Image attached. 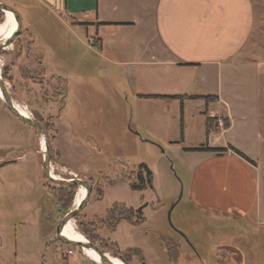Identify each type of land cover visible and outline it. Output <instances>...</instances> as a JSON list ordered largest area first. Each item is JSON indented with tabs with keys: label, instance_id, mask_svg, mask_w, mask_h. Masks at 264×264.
Listing matches in <instances>:
<instances>
[{
	"label": "rangeland",
	"instance_id": "obj_1",
	"mask_svg": "<svg viewBox=\"0 0 264 264\" xmlns=\"http://www.w3.org/2000/svg\"><path fill=\"white\" fill-rule=\"evenodd\" d=\"M251 1V37L233 60V70L223 72L222 78L226 90L232 82L241 85L240 99L246 103L237 111L258 112L262 125L257 127L264 137V0ZM28 14L26 21L19 12L20 30L11 45L0 50V76L14 106H24L29 117L47 130L51 173L91 184L88 203L69 222L77 234L84 237L79 223L96 221L94 245L112 256L114 244L120 252L139 250L145 264H264V232L257 222L188 199L197 159L189 149L199 145V109L186 108L187 142L180 143L178 101L158 103L156 108L138 105L126 72L102 59L85 34L77 39L55 20L35 11ZM208 85L212 87L211 82ZM214 118L213 125H224V118ZM41 138L0 100V167L5 165L6 170L0 178V264H95L86 248L57 240L56 226L74 209L80 188L71 190L68 208L58 212L45 195L47 186L54 185L41 174ZM6 150H14L13 155L5 156ZM16 158L22 160L17 169L10 164ZM37 160L40 168L34 172ZM140 165L151 172V186L133 191L126 178L135 182ZM25 184L32 185L29 191ZM42 196L47 201L43 217L52 216L54 222L49 229L40 216L38 238L35 201ZM115 203L133 210L142 207L143 222L132 226L122 221L110 232L99 220ZM171 245L177 248L175 260L167 252ZM68 251L71 255L64 257ZM131 260L130 264H140L138 258Z\"/></svg>",
	"mask_w": 264,
	"mask_h": 264
},
{
	"label": "crops",
	"instance_id": "obj_2",
	"mask_svg": "<svg viewBox=\"0 0 264 264\" xmlns=\"http://www.w3.org/2000/svg\"><path fill=\"white\" fill-rule=\"evenodd\" d=\"M0 4L18 14L22 12L26 21L28 13L35 11L67 27L77 39L85 34L102 59L126 72L134 90L132 97L138 105L156 108L158 103H180L178 99L145 96L215 97L210 103L201 99L182 101L180 143L187 142L186 108L195 105L200 110L199 145L189 150H226L219 155L195 152L197 159L189 181L188 199L218 212L231 210L237 218L254 220L264 232V154L261 153L264 137L257 127L262 125V120L258 122V112L237 111L240 103H246L240 99L241 85L235 81L226 90L222 78L223 72L233 70V60L251 37L254 24L251 0H0ZM166 110L169 111L168 107ZM204 112L214 119L213 123L215 116L224 118L227 126L212 123L206 136ZM12 151L6 150L5 156ZM14 161L10 164L17 169L22 160ZM34 164L36 172L40 168L38 160ZM4 166L0 167V178L6 172ZM31 186L25 184V189L29 191ZM44 202L47 201H43V196L35 201L37 227L34 229L38 238L41 229L38 220L43 217ZM43 219L50 229L54 221Z\"/></svg>",
	"mask_w": 264,
	"mask_h": 264
},
{
	"label": "trees",
	"instance_id": "obj_3",
	"mask_svg": "<svg viewBox=\"0 0 264 264\" xmlns=\"http://www.w3.org/2000/svg\"><path fill=\"white\" fill-rule=\"evenodd\" d=\"M0 18H2V19L4 18L3 14L1 12H0ZM184 65H187V64H184ZM3 78L4 77H2V80H3ZM145 97H147V98L178 99L180 101V116L181 117H182V101L183 100H185V99H188V100L201 99L205 103H207V102L214 101L216 99L215 97H196V96H145ZM203 115L205 116V128H206L205 135L208 136V134L210 133V130L212 128V123H213L214 119L209 118L206 115V112H204ZM181 117H180V123H181V131H182V118ZM223 123H224V127H226L227 121L225 120ZM216 127L217 126H215V128ZM230 149L237 156H239L241 159H243L247 163L253 165V163L249 159H247L244 155H242L241 153H239L238 151H236L232 148H230ZM190 151H192V152L207 151V152H212V153L219 155V154L225 152L226 150L225 149H207V148H205V149H195V150H190ZM126 180L129 184V187L131 190L143 191L147 187L151 186L152 174L144 165H140L137 168V175L135 178V182L132 181L131 178H126ZM52 185H54V187L53 186H51V187L47 186V189H46L47 190L46 191L47 196L50 198V200L53 201V206L55 208H57L58 212L60 211V209L66 210L68 208V206H67L68 202L66 201V199L69 198L71 190L76 189V187H66V186H60V185H55V184H52ZM53 191H55V193H53ZM76 191H77V189H76ZM69 200H71V197L69 198ZM76 217H77V215L75 216V218ZM143 219L144 218L142 216V207H140L137 210H133L132 208H127L122 204H116L115 203L106 211V215H105L104 219L99 220V222L101 224H103L106 227V229H108L110 232H114L117 225L122 221L128 222L132 226H136V225H140L143 222ZM52 220H53L52 216L47 218L48 222H51ZM95 222L94 221H87L84 223H79V227H81L83 229L82 233H83L84 237H86V239L92 244H97V242H98ZM114 247H115V253H113V255L120 258V260L124 264H130L132 261L131 259L133 257L138 258L140 264H145V262L142 258V254L139 250L127 249L125 252H120L116 244H114ZM176 250H177L176 246L171 245V247H168L167 252H168L169 258L171 260H175ZM106 254H108V253H106Z\"/></svg>",
	"mask_w": 264,
	"mask_h": 264
},
{
	"label": "water",
	"instance_id": "obj_4",
	"mask_svg": "<svg viewBox=\"0 0 264 264\" xmlns=\"http://www.w3.org/2000/svg\"><path fill=\"white\" fill-rule=\"evenodd\" d=\"M4 11H9L13 14L17 24V28L15 33L8 40H5L4 42H0V50L11 45L12 40L14 39L15 35L19 32L21 26L19 16L14 9H12L9 6L0 4V12L3 14ZM0 90L2 94L1 101L3 102L8 112L19 122L31 127L33 130H35V132H37L43 138L45 153L42 157L41 173L44 179L51 184L66 186V187H76V189L82 187L85 190V196L78 204V206H76V208H74L73 210L67 212L57 224L55 230L57 240L63 245L73 246L81 249L86 248L94 251L99 256L101 264H113L99 247L90 243L89 241L85 240L86 241L85 243L73 242L62 236L61 234L62 230L67 225V223L73 220L75 216L79 214L82 211V209L85 207V205L88 203L89 196L91 193V184L90 182L81 179L65 180L52 176L51 166H50L51 145H50V138L48 132L39 122L30 118L29 116H23L18 112V110L14 106L13 100L9 92L7 91L5 82L2 80L1 76H0Z\"/></svg>",
	"mask_w": 264,
	"mask_h": 264
},
{
	"label": "bare ground",
	"instance_id": "obj_5",
	"mask_svg": "<svg viewBox=\"0 0 264 264\" xmlns=\"http://www.w3.org/2000/svg\"><path fill=\"white\" fill-rule=\"evenodd\" d=\"M5 15L3 21L0 23V42H4L5 40H8L16 31L17 28V24L15 21V18L13 16V14L9 11H4L3 12V16ZM2 99V94H1V90H0V100ZM15 104V103H14ZM18 112L23 115V116H29V114L27 113L26 109L23 107H21L20 105L15 107ZM41 143L43 145L44 148V152L45 153V146H44V142H43V138H41ZM44 155V154H43ZM65 170V169H64ZM63 173V172H62ZM52 176H54L52 174ZM79 191L77 194V197L74 200V204L73 207L76 208V206H78V204L81 202V200L84 198L85 196V190L82 187H79ZM78 189V188H77ZM72 221V220H71ZM69 221V222H71ZM67 223V225L64 227V229L62 230V236L64 238H67L68 240H71L73 242H80V243H85L86 239L82 236V235H78L77 230L74 226L73 223ZM73 224V225H71ZM77 235V236H75ZM89 257L91 260H93L95 264H101L100 262V258L97 255V253H95L92 250L87 249ZM106 254V253H105ZM107 258L113 263V264H124L120 259L110 255V254H106Z\"/></svg>",
	"mask_w": 264,
	"mask_h": 264
},
{
	"label": "built area",
	"instance_id": "obj_6",
	"mask_svg": "<svg viewBox=\"0 0 264 264\" xmlns=\"http://www.w3.org/2000/svg\"><path fill=\"white\" fill-rule=\"evenodd\" d=\"M71 255V251H68L64 254V257L70 256Z\"/></svg>",
	"mask_w": 264,
	"mask_h": 264
}]
</instances>
